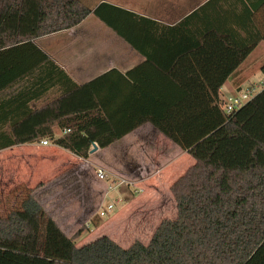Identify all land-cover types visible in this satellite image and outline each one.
Masks as SVG:
<instances>
[{
  "label": "trees",
  "instance_id": "16d2710c",
  "mask_svg": "<svg viewBox=\"0 0 264 264\" xmlns=\"http://www.w3.org/2000/svg\"><path fill=\"white\" fill-rule=\"evenodd\" d=\"M91 11L80 0H0V91L49 63L32 39L71 28ZM94 13L140 52L137 42H156L148 62L168 78V94L121 119L91 82L76 83L53 63L47 75L62 78L47 85L42 73L38 87L42 95L57 86L58 95L35 109L28 107L35 95L0 102V149L47 139L87 159L93 145L108 147L149 123L193 158L168 187L176 213L161 218L147 242L122 246L102 235L77 245L82 228L65 233L35 189L18 184L0 190V264H253L264 244V86L230 112L222 87L236 94L264 69L253 56L257 42L242 45L206 21L194 31L186 20L158 30L106 3Z\"/></svg>",
  "mask_w": 264,
  "mask_h": 264
},
{
  "label": "crops",
  "instance_id": "0c3cea01",
  "mask_svg": "<svg viewBox=\"0 0 264 264\" xmlns=\"http://www.w3.org/2000/svg\"><path fill=\"white\" fill-rule=\"evenodd\" d=\"M80 1L90 7L92 11L71 28L32 39V43L39 50L44 51L50 61L44 63L40 68L38 66L15 84L1 90V103L6 100L12 101L13 96L16 94H22L24 99L35 95L38 97L31 98L28 102V107L35 109L58 95L57 86H50L48 91L42 95L38 87L41 83L40 76L42 73L46 74L43 76L50 77V80L46 83L47 85L62 78L57 75L56 71L47 75L46 71L54 70V63L72 81L76 83L91 82L97 95L121 119L125 118L127 112L154 108L158 103L155 98L160 99L164 94H168V78L161 70L148 62V56L153 51L152 45L156 42L151 39L137 42L144 44L143 50H141L143 52L134 48L94 13V9L101 3L114 5L148 18L153 21L152 25L158 30L180 24L181 21L186 20L184 24L194 31L199 29L201 21H206L213 26L228 30L242 45L257 42L253 56L258 61L264 60V0ZM38 57L39 53L36 56L34 53L31 58L34 60ZM260 71L264 72V69H260ZM227 90L229 93V85ZM6 115L9 117V113ZM8 124L5 123L4 125L7 127ZM158 132L151 124L145 123L125 134L108 147H97L95 150L90 151L87 159L78 157L53 144L51 140H48L47 144H43L41 141L44 139L2 148L0 149L2 177L4 173L10 174L5 178L6 180L11 179L6 187L7 190L18 184H25L29 188H34L44 181H56L53 175L58 171L57 162L60 161L65 166L71 164L73 167L74 165L77 167L76 169H64L66 170L65 173L90 176L93 180L91 184L95 186L91 190L100 203L106 196V182L96 177V167H103L116 175L123 176L135 182L142 190L146 189L147 186L159 189L160 186L170 185L176 179L170 178L173 177L171 175L174 173V167L170 173L169 167L173 164L171 162L173 158L185 154V151L178 149L177 145ZM144 141L149 143L145 147L142 146ZM117 142L121 143L119 146L114 147V150L120 149L126 152L127 155H131V159L137 149L136 145L141 142V163L126 168V171L120 172V174L101 164L92 166L93 163L89 159L93 153L107 150ZM158 142L159 145H155ZM144 156H148L152 160L143 161ZM162 172H165V174L163 175ZM66 183L71 184V182ZM39 202L65 233L71 232L70 225L65 224L66 221L76 216L74 223H79L78 219L81 218L80 214L82 213H78L79 204H77L78 208L72 202L68 204L70 206L69 219L66 216L63 221H59L50 209L40 200ZM81 204L83 205V203Z\"/></svg>",
  "mask_w": 264,
  "mask_h": 264
},
{
  "label": "rangeland",
  "instance_id": "374dc122",
  "mask_svg": "<svg viewBox=\"0 0 264 264\" xmlns=\"http://www.w3.org/2000/svg\"><path fill=\"white\" fill-rule=\"evenodd\" d=\"M263 86L264 72L260 70H257L243 84V88L251 87L254 92L259 91ZM222 90L227 96L230 95L227 86L222 87ZM120 143L117 142L107 150L93 153L89 159L93 163L92 166H95L94 164H101L110 168L111 171H117L120 174V172L126 171V168L141 163V142L136 145L137 149L134 151L132 159L131 155H127L126 152L120 149L114 150V147L119 146ZM147 144L149 143L144 141V145L142 146L145 147ZM155 145H159V142L155 143ZM50 147L52 148L53 146L51 145ZM174 155L176 154L174 153ZM149 160L151 161L152 159L148 156L143 157V161ZM171 162L173 164L169 167V173L173 167L174 173L171 175L173 177L168 176L175 179L193 163V158L185 152L183 155L175 156ZM57 163L58 173L56 172L53 175L56 181H44L37 184L34 187V196L50 209L59 221H63L66 216L69 219L70 206L68 204L72 202L76 207L77 204L80 205L78 213H82L80 214L81 218L78 219L79 223H74L76 216L65 222L67 226L70 225L71 227V232L68 234L74 233L79 227L82 228L80 235L76 238L77 245L85 244L102 235H108L122 246H128L134 240L147 242L161 218H172L176 213L174 200L168 191L169 185L160 186L159 189L147 186L140 193L133 192L132 188L129 190L127 187H119L107 192L100 203L91 190L95 186L91 184L93 180L90 176H78L75 173L69 175L65 173L66 170L64 169H76V165L73 167L71 164L65 166L60 161ZM2 174L3 172L0 167V190L6 195V187L11 179H5L10 174L4 173L3 177ZM162 174L164 175L165 172H162ZM66 182H71V184L69 185ZM108 203H112L113 208L107 211L105 215H99L100 210H106ZM3 207L5 206L3 205L2 209H4ZM251 262L253 264L254 262L264 264V244Z\"/></svg>",
  "mask_w": 264,
  "mask_h": 264
},
{
  "label": "built area",
  "instance_id": "2783aa9c",
  "mask_svg": "<svg viewBox=\"0 0 264 264\" xmlns=\"http://www.w3.org/2000/svg\"><path fill=\"white\" fill-rule=\"evenodd\" d=\"M253 93H254L253 88L247 87V88H242V90L236 94L228 95L226 98L225 111L230 112L238 108L244 102H246L253 95ZM41 142L43 144H47L48 140L44 139ZM95 174L98 179L106 182L105 195L110 190L118 189L119 187H127L129 190L132 188V191L135 193L142 192V189L138 187L135 182L130 181L129 179L123 176L116 175L103 167H96ZM112 208H113V204L108 203L106 210L104 209L100 210L99 215H105L106 212L111 210Z\"/></svg>",
  "mask_w": 264,
  "mask_h": 264
},
{
  "label": "water",
  "instance_id": "95a60500",
  "mask_svg": "<svg viewBox=\"0 0 264 264\" xmlns=\"http://www.w3.org/2000/svg\"><path fill=\"white\" fill-rule=\"evenodd\" d=\"M96 148H97V146H96V145H93V147H92V150H91V151L95 150Z\"/></svg>",
  "mask_w": 264,
  "mask_h": 264
}]
</instances>
